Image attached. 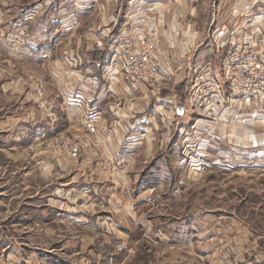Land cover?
<instances>
[{
  "label": "rangeland",
  "instance_id": "rangeland-1",
  "mask_svg": "<svg viewBox=\"0 0 264 264\" xmlns=\"http://www.w3.org/2000/svg\"><path fill=\"white\" fill-rule=\"evenodd\" d=\"M10 2L0 0V36L15 40L0 49V264H69L80 236L93 240L78 250L91 264H264V91L231 94L223 65L245 11L246 29L264 39V18L254 19L264 0H25L20 23L6 29ZM35 4L47 8L41 17ZM46 14L57 20L46 26L54 46L24 58ZM118 39L157 42L167 68L138 97L155 122L138 128L150 136L115 156L80 129L65 99L75 85L87 101L94 86L106 94L112 84L114 106L136 103L118 97L108 68ZM206 65L222 83L209 109L192 98ZM94 158L124 183L102 182Z\"/></svg>",
  "mask_w": 264,
  "mask_h": 264
},
{
  "label": "built area",
  "instance_id": "built-area-1",
  "mask_svg": "<svg viewBox=\"0 0 264 264\" xmlns=\"http://www.w3.org/2000/svg\"><path fill=\"white\" fill-rule=\"evenodd\" d=\"M248 18L245 14L241 15V23L235 29H231L230 41L226 43L229 45V51L224 57L223 65L225 77L229 81L227 87L233 95L248 96L247 93L251 90L264 91V39L259 38L254 30L246 29ZM112 53L110 67L115 70L118 68L122 76L129 79L136 87L144 86L147 89L148 86L155 87L161 74L166 73L167 67L163 65L162 58L163 51L157 42L149 46L143 40L128 42L118 39L114 43ZM196 81V91L192 96L194 104L204 105L207 109L215 108L221 98L222 83L216 79L209 65L199 71ZM65 101L71 108L81 107L83 104L78 94L75 97H67ZM245 103L248 105V101ZM82 123L86 127V132L96 133L93 120ZM143 137H145L144 132L130 135L123 146L134 148L139 145ZM71 149L73 154L77 153V149ZM113 163L110 159L105 162L107 165Z\"/></svg>",
  "mask_w": 264,
  "mask_h": 264
},
{
  "label": "crops",
  "instance_id": "crops-1",
  "mask_svg": "<svg viewBox=\"0 0 264 264\" xmlns=\"http://www.w3.org/2000/svg\"><path fill=\"white\" fill-rule=\"evenodd\" d=\"M19 2H25V0H15L14 3L10 2L9 6H7L6 3H4V6H6V12H5V16H4V19H5L4 23L5 24L3 26L4 28L13 29L17 26V23H20L23 12H21V11L19 12V10L21 8ZM32 6H34V7L30 10L33 12H38V17H41V15L43 14V12L41 11L42 9H47V8H44V7H42L40 5H36V4L32 5ZM244 13L246 16H248L247 13H249V12L245 11ZM12 17H14V19L10 20V18H12ZM239 17L240 16L238 15V18ZM263 18H264V16H262L261 14H259L258 16L256 15V17H254L255 23H257L258 21L259 22L262 21ZM42 21H43L42 23L40 21H34L35 27L37 26L35 36L32 37L33 38L32 41H28L26 43L23 53L22 52L19 53L24 58L33 59V60H37L38 56L42 58V54L48 53L50 51V49L53 48V46H54L52 43L55 42V40H56L55 36L54 35L51 36L50 37L51 39L46 38L47 37L46 32L48 30H50L51 26L57 25V20L46 14L45 18ZM47 24H50V26H49L50 28L46 27ZM236 25H237V23H234V26H233L234 29L237 27ZM218 38H219L218 36L215 37L214 42H219ZM13 41H15V40L12 39L11 35H10V38H8V39L2 38V36H0V49L10 46ZM56 68L59 69L58 65L56 66ZM108 68L111 70L110 66ZM114 70L115 69H113L111 71H114ZM111 71H110V73H111ZM115 71H117V72H113V74H115V73H118V74H115V78H113V80H116L119 78L121 81L120 84L123 87L122 91L119 93L118 97L122 98L123 95H129L127 97L134 99V101L136 102L134 105H129L127 103H124L121 106V108H118L116 105L114 106L113 102L111 103V101L115 98L114 96H117L116 95L117 93H114V96L112 95L113 90L116 89V87H114L112 84L109 85L107 91H105L106 94L102 93L103 89L100 91V93L96 92L98 87L94 86L95 92L90 97L87 98V101H84L83 95L81 94V92L75 91L74 88L76 85L73 87H69L71 92L67 96L71 97V96H74L75 93H77L81 97V101L83 100L82 101L83 106H81V107L76 106V108H74V110L73 109L70 110V111H74V114H70L71 117L82 119V122L93 120V122L95 123V126H96V130H95L96 133L94 135L95 136L94 139H96L98 142L99 141L102 142L107 155H109V154L113 155L114 154L115 156H117L116 153H119V151L122 149L121 147L124 148L123 144H124L126 139H123V138H124L125 132H129V129H130L134 132V134L137 135V134L142 133V130L139 131L140 128H138V125H140V124L144 125L145 124L144 122L155 124V122H154L153 116L151 114H147V112H146V110H148L147 99H145V97L138 99V97L141 94L145 95V92L143 90V86L136 87L130 81L124 80V78H123L121 72H119L118 68ZM59 73H60V70L54 72L55 77H57L55 80H58V81L60 80V78H59L60 74ZM61 95H63V94H61ZM138 100H139V103L137 102ZM107 101L109 104L107 107H105L106 112H104V110L102 109L103 106L100 104H104ZM76 112L78 114H76ZM104 113L106 115H104ZM113 116L116 118H113ZM71 119H70V122L72 123L73 121ZM114 121H117V122H114ZM82 122H81L82 125L80 126V129L85 131L84 130L85 125H83ZM123 122H124V124H122ZM76 135L78 137L82 138V133H77ZM121 135H123V137H121ZM146 135H147V137L150 136V135H148V133H145V136ZM82 141L85 142L86 140L82 139L81 142ZM129 150H130V148H126L125 150L122 149V152L125 154V153H128ZM125 157H126V155L123 158H125ZM94 161H95V168H96L95 171H96L97 175L99 176L100 180H102V182H107V181L113 182L114 181L115 187L118 186L117 183H120V184L124 183L125 177L123 176V173L111 175L110 178H108L109 174L107 175L106 173L99 171V167L102 165L101 162H99L96 158H94ZM82 162H85V161H82ZM81 165L83 168H88L90 171V165L89 164L81 163ZM125 181L127 182V180H125ZM106 184H108V182ZM104 188H106V185ZM69 214H72V215H70L71 217L76 215L75 213L74 214L69 213ZM69 214L66 213L63 215V217H70ZM74 220L76 221V224H78V225L79 224H82V225L87 224V219L82 220L80 218L79 219L74 218ZM80 220H82V221H80ZM89 227L95 229L96 227H99V225L97 223H95V224H91ZM50 233L55 234L54 231H51ZM67 242L70 243V245H73V241H66L65 244ZM88 242L93 243V240L90 239L88 236H80L79 239H76V241L74 240V244L77 245V248H76L77 251L70 253L71 251H73L72 250L73 248H71L70 250H67L68 254L73 255V257H71L70 259L68 258L69 264H91L90 260H88V258L86 256H84L83 254H80V252L78 251L80 249L85 250L86 249L85 247H87V245L89 246ZM73 247H74V245H73ZM78 254L80 256L74 257V255H78ZM43 263L44 262H41V264H43Z\"/></svg>",
  "mask_w": 264,
  "mask_h": 264
}]
</instances>
